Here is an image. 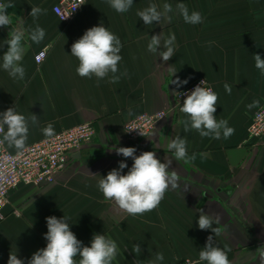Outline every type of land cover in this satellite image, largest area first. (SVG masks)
Instances as JSON below:
<instances>
[{"label":"crops","instance_id":"0c3cea01","mask_svg":"<svg viewBox=\"0 0 264 264\" xmlns=\"http://www.w3.org/2000/svg\"><path fill=\"white\" fill-rule=\"evenodd\" d=\"M57 1L11 0L15 5L8 9L12 24L0 27V65L11 28L31 30L39 25L46 35L36 44L26 31L23 80L0 67V113L14 107L26 117H38V124L29 126L27 145L46 137L41 130L49 123L59 132L91 122L96 135L72 152L56 183L20 184L10 191L5 217L0 219V264H7L10 253L28 264L36 251L46 247L49 216L68 217L82 246H90L95 234L115 240L118 254L113 264H149L156 253L164 256L158 264H179L186 258L207 264L199 261V251L210 235L214 246L230 249L231 264H264V135H248L252 116L264 101V76L253 58L259 54L264 59V0H133L125 13L116 12L107 0H86L68 21L54 13ZM165 3L173 8L168 13L170 21L164 18L146 26L136 15L151 4L163 11ZM178 3H184L190 13L199 12L203 22L185 23L176 9ZM32 7L46 14L34 20ZM100 25L123 45L118 68L128 75L115 84L107 78L80 77L79 62L71 55L72 44ZM160 34L158 52H148L151 37ZM172 34L175 52L165 62L159 51ZM40 50H46V57L38 64L35 54ZM177 77L188 83L177 87L171 83ZM199 77L208 79L218 94L214 115L235 129L231 137L213 139L195 130L185 132L180 121L187 116L173 109L150 135L135 143L127 140L123 126L128 120L143 112L172 108L175 93ZM225 84L231 87L230 94ZM254 100L260 106L249 110L247 105ZM177 136L187 140L189 155L197 154L193 163L176 161L168 150V143ZM119 147H134L137 156L154 151L162 163L172 160L169 172L178 173V187H170L155 210L131 216L99 191V180L118 168L120 161L128 165L122 174L133 164L131 158L117 155ZM201 210L220 218L213 225L220 229L219 235L199 229ZM135 244L141 253L132 251Z\"/></svg>","mask_w":264,"mask_h":264},{"label":"clouds","instance_id":"9594fccd","mask_svg":"<svg viewBox=\"0 0 264 264\" xmlns=\"http://www.w3.org/2000/svg\"><path fill=\"white\" fill-rule=\"evenodd\" d=\"M109 5L118 13H125L130 10L133 0H107ZM15 7L11 0H0V27L12 24L8 9ZM177 11L182 16L185 23L196 25L203 22L202 15L197 11L189 12L184 3L176 5ZM173 11L172 5L165 3L163 11L158 10L155 4H151L143 10H138L136 15L142 18L144 24L153 25V22L160 23L164 18L171 20L168 13ZM41 14H46V10L40 7H32L30 16L35 20ZM67 18V17H66ZM65 19V18H64ZM26 31L28 37L36 44L43 41L45 30L37 25L34 29L26 30L23 26L11 28L9 38L4 41L7 51L2 57L0 67L7 71L14 79L23 80L25 68L22 66L24 56L23 41ZM211 43V42H210ZM175 35L172 34L163 43V51H159V57L163 61H169L175 52ZM123 45L120 38L112 33L107 27L100 25L89 28L71 46V55L77 58L78 67L76 72L80 77L91 79L93 76L97 81L107 78L108 83H118L121 76H127L125 70L119 73L120 55ZM161 47V34L153 35L147 45V51L153 54ZM255 67L264 76V59L259 54L253 55ZM171 71V66L168 67ZM119 73V74H118ZM176 72H172V76ZM205 80L195 86L190 92L183 93L185 99L180 111L187 116L180 123L184 131L195 130L201 137L213 139H228L235 129L228 126V121L217 120L214 113L218 102V94L210 87L201 86ZM171 83L180 87L186 85L188 80L181 81L179 77L171 80ZM225 90L230 94L231 87L225 84ZM178 96L182 95L176 92ZM260 106L258 100H254L247 105L249 110ZM38 124V117L34 114L26 117L18 113L14 107L8 108L0 113V146L7 145L14 148L17 154H22L27 146L29 126ZM135 130V129H134ZM46 137L55 135L53 125L49 123L42 130ZM131 131V130H129ZM141 135H143L140 132ZM168 150L173 152L176 161H184L191 164L196 160L197 154H188L187 140L179 136L173 138L167 145ZM117 155L131 158L133 164L126 174H122L128 165L120 161L118 168H114L102 177L98 182V189L103 194L106 201H113L122 211L131 216L143 215L159 207L166 192L171 187H178L179 176L175 170L169 172L172 160L166 159L161 162L154 151H144L140 155H135L134 147H119L115 149ZM47 232L44 239L47 241L46 247L36 251L28 260V264H113L118 254V245L115 240L106 237L104 234H95L92 237L90 246H82V242L77 239L71 231L69 218H57L55 216L46 217ZM198 227L200 230L211 229L216 235L220 234L218 227H213L214 223L219 224L220 218H215L201 210ZM135 254L141 253L139 244L133 246ZM230 249L214 246V237L208 236L205 247L199 251V261H206L207 264H231L228 258ZM77 257L79 259L77 260ZM162 253H156L155 258L149 264L162 262ZM7 264H24L16 254L10 253Z\"/></svg>","mask_w":264,"mask_h":264},{"label":"built area","instance_id":"2783aa9c","mask_svg":"<svg viewBox=\"0 0 264 264\" xmlns=\"http://www.w3.org/2000/svg\"><path fill=\"white\" fill-rule=\"evenodd\" d=\"M85 2L86 0H58L52 8L61 20L68 21L82 10ZM45 57L46 50H40L35 54L38 64L43 62ZM202 80L205 81L201 86L210 87L213 90L212 83L208 79L199 77L190 85L177 91L182 95L178 96L175 93L172 108L143 112L128 120L123 126L127 140L133 143L138 142L150 135L171 110L179 112L185 99L183 93L193 90ZM248 133L253 138H260L264 135V101L254 112ZM95 135L94 125L85 121L69 129L55 132L53 137H44L30 143L22 154L10 151L6 145L0 146V219L5 217L4 210L9 203V193L12 189L20 184L40 186L56 183L58 175L66 168L72 152L91 142ZM179 264L197 263L195 260L186 258Z\"/></svg>","mask_w":264,"mask_h":264}]
</instances>
